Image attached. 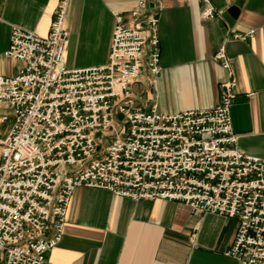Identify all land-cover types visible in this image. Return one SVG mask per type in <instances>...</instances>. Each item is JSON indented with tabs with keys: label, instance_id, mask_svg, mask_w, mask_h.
Segmentation results:
<instances>
[{
	"label": "built area",
	"instance_id": "built-area-1",
	"mask_svg": "<svg viewBox=\"0 0 264 264\" xmlns=\"http://www.w3.org/2000/svg\"><path fill=\"white\" fill-rule=\"evenodd\" d=\"M147 1L137 0L129 21L113 14L107 59L95 66L65 65L69 0L57 1L46 35L11 26L3 55L22 65L0 75V105L13 117L0 140V264L44 263L77 186L236 218L226 253L264 264V158L236 144V80L224 44L213 56L227 72L214 106L160 113L155 102L134 104L129 86L138 79L150 86L160 71L158 14ZM200 1V17L213 18L209 0Z\"/></svg>",
	"mask_w": 264,
	"mask_h": 264
},
{
	"label": "crops",
	"instance_id": "crops-1",
	"mask_svg": "<svg viewBox=\"0 0 264 264\" xmlns=\"http://www.w3.org/2000/svg\"><path fill=\"white\" fill-rule=\"evenodd\" d=\"M58 0H0V75H14L22 62L3 55L11 26L46 35ZM213 18L200 17V0H148L158 14L160 71L148 86H129L134 104L156 103L160 113L206 109L218 101L226 70L213 56L223 43L236 80L232 130L243 152L264 158V0H209ZM137 0H69L65 17L68 68L103 64L114 13L129 21ZM236 10L231 25L222 11ZM253 30L246 40L227 39ZM6 114L7 119L2 120ZM13 122L0 105V140ZM237 219L216 212L195 213L188 204L163 198L119 196L103 188L77 186L68 204L63 233L43 264H240L226 252Z\"/></svg>",
	"mask_w": 264,
	"mask_h": 264
},
{
	"label": "water",
	"instance_id": "water-1",
	"mask_svg": "<svg viewBox=\"0 0 264 264\" xmlns=\"http://www.w3.org/2000/svg\"><path fill=\"white\" fill-rule=\"evenodd\" d=\"M235 13H236V10L234 7H230L228 9L222 11L220 14L221 23L231 25L232 21L234 19Z\"/></svg>",
	"mask_w": 264,
	"mask_h": 264
}]
</instances>
